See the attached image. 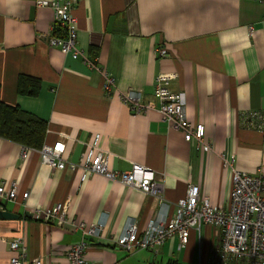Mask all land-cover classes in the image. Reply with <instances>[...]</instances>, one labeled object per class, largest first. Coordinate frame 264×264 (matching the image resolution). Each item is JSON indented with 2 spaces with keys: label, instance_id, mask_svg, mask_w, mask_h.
<instances>
[{
  "label": "crops",
  "instance_id": "obj_1",
  "mask_svg": "<svg viewBox=\"0 0 264 264\" xmlns=\"http://www.w3.org/2000/svg\"><path fill=\"white\" fill-rule=\"evenodd\" d=\"M36 0H0V99L46 123L43 145L61 142L62 158L81 164L94 147L108 156L109 168L129 171L139 165L163 179V201L99 174L80 181L79 171L52 170L37 149L0 138V184L14 182L17 202L0 200V208L19 216L0 219V264L16 256L7 242L22 237L27 259L63 264L66 249L81 242L71 225L45 223L42 213L70 201L68 220L86 229L101 224L99 237L85 236L87 264H208L220 245L218 231L191 230L186 245L176 237L158 253H127L115 247L129 223L142 232L163 214H172L189 184L199 199L226 208L232 168L264 175V130L241 125V115L264 113V0H71L77 42L99 67L89 70L48 46L61 31L50 8ZM53 1V0H46ZM165 48L159 57L156 50ZM104 71L114 80L105 90ZM21 75L39 80L35 96L18 91ZM159 75H172L173 92L184 95V111L193 125L204 127L206 153L184 141L162 120L154 96ZM142 93L145 109L132 112L121 94ZM27 200L22 204V194ZM40 210V219L33 214Z\"/></svg>",
  "mask_w": 264,
  "mask_h": 264
},
{
  "label": "built area",
  "instance_id": "obj_2",
  "mask_svg": "<svg viewBox=\"0 0 264 264\" xmlns=\"http://www.w3.org/2000/svg\"><path fill=\"white\" fill-rule=\"evenodd\" d=\"M37 7L50 8L54 14V24L61 34L54 33V26L48 37V46L58 49L62 54L72 59H79L89 70L98 71L97 64L90 60L79 48L77 42V22L73 14L74 3L71 0H36ZM159 57L167 54L165 48L156 50ZM105 90L114 87V80L104 71ZM172 75H159L154 82V96L159 104L162 120L170 129L183 134L184 141L196 149L206 153L211 151L209 143L204 142V127L193 126L186 118L184 111V95L173 92L170 83ZM123 102L132 112H141L145 106L141 103L142 93L130 89L121 94ZM241 125L258 131L264 130V113L260 111L241 115ZM29 148L23 147L22 158H26ZM65 146L61 142L53 145H42L37 152L42 163L52 170H70L80 172V181L87 175L99 174L107 179L117 181L123 186L139 190L143 194L163 201L161 193L163 179L149 168L133 165L129 171L115 172L109 168L108 156L94 149H90L81 164L68 162L62 158ZM223 166L232 172V188L229 204L226 208L212 206L206 200L199 199V188L189 184L184 199L175 203L172 214H163L152 221L142 232L138 231L136 222L129 223L124 235L115 242V247L127 253L147 250L158 253L164 243L176 237L180 245H186L190 231H199L202 226H208L219 232L220 245L211 251L208 264H264V175H250L232 168L233 157L222 155ZM28 193L22 194L23 204ZM0 200L17 202V186L14 182L0 184ZM70 201L57 203L42 213L45 223L55 222L57 226L71 225L80 230L82 240L69 246L64 252L63 264H87V244L85 236L99 237L102 232L101 224H93L86 229L84 223L68 220ZM40 219V210L33 214ZM8 249L16 253L10 259V264H42L39 259L28 261L27 248L22 237H15L7 242Z\"/></svg>",
  "mask_w": 264,
  "mask_h": 264
},
{
  "label": "trees",
  "instance_id": "obj_3",
  "mask_svg": "<svg viewBox=\"0 0 264 264\" xmlns=\"http://www.w3.org/2000/svg\"><path fill=\"white\" fill-rule=\"evenodd\" d=\"M39 88L40 82L35 78L21 75L18 79V91L23 95L35 96ZM45 130L44 121L17 106L7 105L0 99V138L23 147L40 149L44 142Z\"/></svg>",
  "mask_w": 264,
  "mask_h": 264
},
{
  "label": "water",
  "instance_id": "obj_4",
  "mask_svg": "<svg viewBox=\"0 0 264 264\" xmlns=\"http://www.w3.org/2000/svg\"><path fill=\"white\" fill-rule=\"evenodd\" d=\"M5 207H6V203H4L2 205V207L0 208V219H2V220H17L19 218L18 215L4 210Z\"/></svg>",
  "mask_w": 264,
  "mask_h": 264
}]
</instances>
